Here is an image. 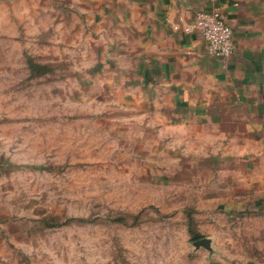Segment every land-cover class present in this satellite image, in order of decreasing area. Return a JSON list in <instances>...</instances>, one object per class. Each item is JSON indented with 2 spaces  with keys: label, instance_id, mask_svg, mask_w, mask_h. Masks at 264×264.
<instances>
[{
  "label": "rangeland",
  "instance_id": "rangeland-1",
  "mask_svg": "<svg viewBox=\"0 0 264 264\" xmlns=\"http://www.w3.org/2000/svg\"><path fill=\"white\" fill-rule=\"evenodd\" d=\"M94 8L0 0V264H264V210L199 213Z\"/></svg>",
  "mask_w": 264,
  "mask_h": 264
},
{
  "label": "crops",
  "instance_id": "crops-1",
  "mask_svg": "<svg viewBox=\"0 0 264 264\" xmlns=\"http://www.w3.org/2000/svg\"><path fill=\"white\" fill-rule=\"evenodd\" d=\"M85 1L105 53L135 68L140 127L198 175L199 213L264 210V0ZM214 9L234 31L228 59L184 30Z\"/></svg>",
  "mask_w": 264,
  "mask_h": 264
},
{
  "label": "built area",
  "instance_id": "built-area-1",
  "mask_svg": "<svg viewBox=\"0 0 264 264\" xmlns=\"http://www.w3.org/2000/svg\"><path fill=\"white\" fill-rule=\"evenodd\" d=\"M187 33L198 32L206 44V53L213 58L228 59L235 51L234 31L220 9L198 12L195 23L184 28Z\"/></svg>",
  "mask_w": 264,
  "mask_h": 264
},
{
  "label": "water",
  "instance_id": "water-1",
  "mask_svg": "<svg viewBox=\"0 0 264 264\" xmlns=\"http://www.w3.org/2000/svg\"><path fill=\"white\" fill-rule=\"evenodd\" d=\"M210 243H211L210 240H208V239H202V240H200V241H198L196 243V246L197 247L203 246V247L209 248L210 247Z\"/></svg>",
  "mask_w": 264,
  "mask_h": 264
},
{
  "label": "trees",
  "instance_id": "trees-1",
  "mask_svg": "<svg viewBox=\"0 0 264 264\" xmlns=\"http://www.w3.org/2000/svg\"><path fill=\"white\" fill-rule=\"evenodd\" d=\"M190 222H191L190 224L192 225V219L190 220Z\"/></svg>",
  "mask_w": 264,
  "mask_h": 264
}]
</instances>
